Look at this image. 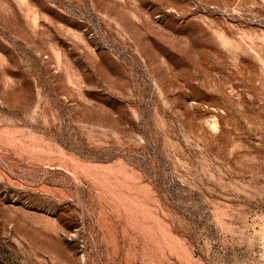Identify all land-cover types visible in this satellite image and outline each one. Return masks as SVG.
I'll list each match as a JSON object with an SVG mask.
<instances>
[{"label":"rangeland","instance_id":"rangeland-1","mask_svg":"<svg viewBox=\"0 0 264 264\" xmlns=\"http://www.w3.org/2000/svg\"><path fill=\"white\" fill-rule=\"evenodd\" d=\"M0 264H264V0H0Z\"/></svg>","mask_w":264,"mask_h":264}]
</instances>
